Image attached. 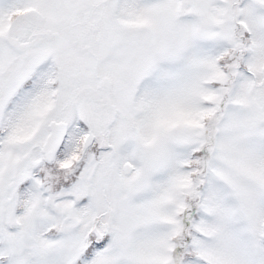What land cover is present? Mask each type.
Returning a JSON list of instances; mask_svg holds the SVG:
<instances>
[{"label":"snow or ice","instance_id":"obj_1","mask_svg":"<svg viewBox=\"0 0 264 264\" xmlns=\"http://www.w3.org/2000/svg\"><path fill=\"white\" fill-rule=\"evenodd\" d=\"M0 264H264V0H0Z\"/></svg>","mask_w":264,"mask_h":264}]
</instances>
